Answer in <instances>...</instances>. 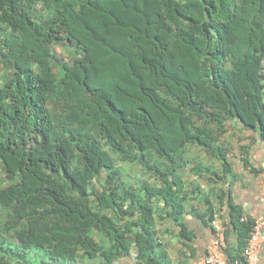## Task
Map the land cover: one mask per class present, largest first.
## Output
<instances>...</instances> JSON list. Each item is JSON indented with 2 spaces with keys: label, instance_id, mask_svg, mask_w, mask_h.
<instances>
[{
  "label": "trees",
  "instance_id": "1",
  "mask_svg": "<svg viewBox=\"0 0 264 264\" xmlns=\"http://www.w3.org/2000/svg\"><path fill=\"white\" fill-rule=\"evenodd\" d=\"M263 55L264 0H0V264H162L156 217L189 234L187 148L221 161L212 180L233 120L264 140ZM118 160L160 183L120 180ZM241 214L230 203L240 251Z\"/></svg>",
  "mask_w": 264,
  "mask_h": 264
},
{
  "label": "crops",
  "instance_id": "2",
  "mask_svg": "<svg viewBox=\"0 0 264 264\" xmlns=\"http://www.w3.org/2000/svg\"><path fill=\"white\" fill-rule=\"evenodd\" d=\"M221 142L227 148L231 172L224 173L220 179H208V169L217 170L222 175L221 161L207 154L199 146H194L201 149V156H188L184 168L190 171V174L184 175L182 170L178 173L183 187L190 188L182 189L179 195L184 206L181 221L189 231L188 237L180 234L181 227L177 221L167 217L156 218L154 253L162 264H194L204 256L216 236L210 223L215 215L226 225L225 231L228 230L222 247L223 252H229L237 264H246L241 251L238 250L237 231L227 228L230 203L249 216L262 213L258 196L264 190V140L259 134L258 126L244 127L238 120H233L221 136ZM197 161L204 166L200 176L189 168ZM160 212L164 215L163 210ZM233 261L228 259L229 264H233ZM114 264L140 263L135 254L131 253L119 257ZM257 264H264V245L259 249Z\"/></svg>",
  "mask_w": 264,
  "mask_h": 264
},
{
  "label": "built area",
  "instance_id": "3",
  "mask_svg": "<svg viewBox=\"0 0 264 264\" xmlns=\"http://www.w3.org/2000/svg\"><path fill=\"white\" fill-rule=\"evenodd\" d=\"M261 82L264 101V55L261 59ZM259 203L262 206L261 214H252L251 216L242 213L240 216L241 221L252 220L251 228L248 232L246 243L242 247V257L246 264H257L259 259V249L264 245V190L260 192L258 196ZM213 226L216 236L213 242L208 246L204 256L197 259L194 264H229L225 253L222 250L224 244V232L226 225L220 219L218 215L210 220ZM233 264H237V261H233Z\"/></svg>",
  "mask_w": 264,
  "mask_h": 264
},
{
  "label": "rangeland",
  "instance_id": "4",
  "mask_svg": "<svg viewBox=\"0 0 264 264\" xmlns=\"http://www.w3.org/2000/svg\"><path fill=\"white\" fill-rule=\"evenodd\" d=\"M55 50L62 57H69L71 54V50L65 45H55ZM3 73H4V67L0 63V80L1 77L3 76ZM200 150H201L200 148L196 149L194 146H189L186 150V157L188 158V156H190L191 154H197L201 156ZM117 164L120 174V180H125L129 182H136L137 180H147L150 183H160L155 176H152L146 171H144L143 167H141V165L138 162H128V161L118 160ZM181 170H182L181 173L184 175L190 174V171L184 168V166L182 167V169L179 168L177 173L180 174ZM184 171L187 173H185ZM4 183H5L4 174L2 172V168L0 165V186L3 185ZM94 183L98 185L97 181ZM188 188L189 186H187V188L183 187V189H188ZM110 213L111 215L114 216V213L112 211H110ZM5 220H6V209L0 207V235L3 236V238L6 240L12 239L10 237V231H5L3 229V224ZM94 234L96 238H100V235L98 233L94 232ZM78 260L80 261V263L83 264L93 263L97 261V259H88L86 256L83 255L81 257H78Z\"/></svg>",
  "mask_w": 264,
  "mask_h": 264
}]
</instances>
